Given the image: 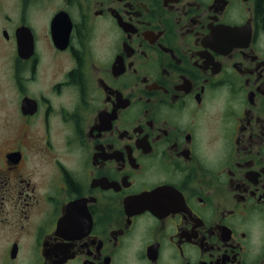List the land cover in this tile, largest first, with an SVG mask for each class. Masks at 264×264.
Instances as JSON below:
<instances>
[{
    "label": "flooded vegetation",
    "instance_id": "af4514ba",
    "mask_svg": "<svg viewBox=\"0 0 264 264\" xmlns=\"http://www.w3.org/2000/svg\"><path fill=\"white\" fill-rule=\"evenodd\" d=\"M0 264H264V0H0Z\"/></svg>",
    "mask_w": 264,
    "mask_h": 264
}]
</instances>
